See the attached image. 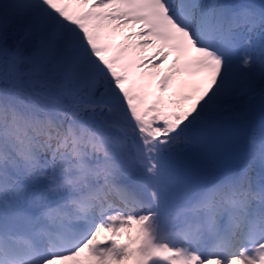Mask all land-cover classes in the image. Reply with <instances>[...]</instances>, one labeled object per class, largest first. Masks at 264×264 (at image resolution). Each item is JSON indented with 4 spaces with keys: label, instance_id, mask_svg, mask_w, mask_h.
<instances>
[{
    "label": "snow or ice",
    "instance_id": "6c2138e0",
    "mask_svg": "<svg viewBox=\"0 0 264 264\" xmlns=\"http://www.w3.org/2000/svg\"><path fill=\"white\" fill-rule=\"evenodd\" d=\"M0 264H264V0H0Z\"/></svg>",
    "mask_w": 264,
    "mask_h": 264
}]
</instances>
